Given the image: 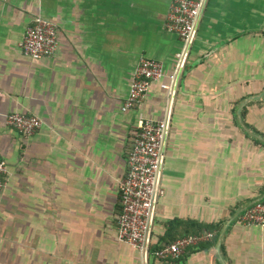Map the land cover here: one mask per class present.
<instances>
[{
	"label": "crops",
	"instance_id": "0c3cea01",
	"mask_svg": "<svg viewBox=\"0 0 264 264\" xmlns=\"http://www.w3.org/2000/svg\"><path fill=\"white\" fill-rule=\"evenodd\" d=\"M172 0H0V264H264V0H209L174 91L162 82L180 37ZM57 23L55 55L22 49L37 16ZM142 56L166 76L123 111ZM42 119L24 136L5 114ZM169 122L152 243L214 232L179 258L119 240L120 184L143 119ZM211 227V228H208Z\"/></svg>",
	"mask_w": 264,
	"mask_h": 264
},
{
	"label": "built area",
	"instance_id": "2783aa9c",
	"mask_svg": "<svg viewBox=\"0 0 264 264\" xmlns=\"http://www.w3.org/2000/svg\"><path fill=\"white\" fill-rule=\"evenodd\" d=\"M209 0H172L165 27L176 33L182 47L176 54V65L168 75L169 81L161 86L176 89L186 64L190 49ZM59 48L58 26L51 19L37 16L28 26L22 49L34 59L53 56ZM166 76L164 64L155 58L142 56L130 83L129 94L122 110L128 111L141 104L154 82ZM6 123L24 136L34 135L42 126V119L33 114L11 112L5 114ZM169 122L166 119H143L133 138L128 156V169L120 184L122 211L118 218L117 233L121 241L138 248L144 256L152 254L156 259L167 261L181 257L190 247L211 240L214 232L204 230L154 246L152 230L158 199L163 194L162 170L166 155ZM9 168L0 159V193L7 184ZM244 224L264 225V200L245 209L240 217Z\"/></svg>",
	"mask_w": 264,
	"mask_h": 264
},
{
	"label": "trees",
	"instance_id": "16d2710c",
	"mask_svg": "<svg viewBox=\"0 0 264 264\" xmlns=\"http://www.w3.org/2000/svg\"><path fill=\"white\" fill-rule=\"evenodd\" d=\"M208 228H211V227H208Z\"/></svg>",
	"mask_w": 264,
	"mask_h": 264
}]
</instances>
